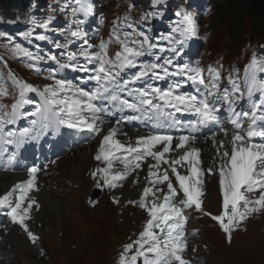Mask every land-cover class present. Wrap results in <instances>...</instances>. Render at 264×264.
<instances>
[{
  "label": "snow or ice",
  "instance_id": "obj_1",
  "mask_svg": "<svg viewBox=\"0 0 264 264\" xmlns=\"http://www.w3.org/2000/svg\"><path fill=\"white\" fill-rule=\"evenodd\" d=\"M152 2L156 4L159 0H152ZM76 3L79 7L73 11V15H76V12H84L87 15L90 8L86 0H76ZM51 19L50 17L49 20ZM71 23L79 26L83 21L74 20ZM39 26L47 28L48 22ZM175 31L180 33V40H174L172 36L162 37V39L168 40L171 46L167 50L179 56L183 51L185 40L194 34L195 27L190 18L185 17ZM23 35L28 38L31 33ZM83 35L79 27L77 30H70L67 43L57 44L56 47L67 49L69 44ZM37 39L45 40L46 37L40 35ZM112 42L119 43L120 50L114 57L109 58L108 45ZM84 44L87 47L82 45L79 53L68 52L67 63H60L57 57L51 54L48 59L55 61L59 69L71 68L73 71L82 72H88L89 69L78 63V56L83 57L88 63H97V67L92 70L93 74L88 77L96 82V87L91 91H85L71 80L56 79L55 71H51L46 77L54 83L46 84L42 90L38 86L16 78L10 72L13 85L19 92L16 101L11 105V111H0V155L6 151L5 145L15 144L20 147L25 142V138L36 139L49 127L56 132L61 128H67L77 133L88 132L99 135L104 124L100 114L107 112L108 108L98 104L97 101H107L108 105L120 111L131 109L138 112L140 115L132 119L148 120L156 128L177 127L180 121L176 119V114L187 113L194 118L188 122L193 130L200 128L210 130L209 126L218 125L220 122L218 104L227 103L229 119L234 125V130L228 141L230 150L224 147V140L218 142L219 165L215 171L219 174L223 210L219 215L212 216V219L219 223L230 242L231 231L239 222L246 220L253 213L264 211V142H254L255 137L264 138V130H258L257 124L258 121H264V78H262L264 60H258L254 56L245 67L243 89L238 80L229 75L228 82L231 90L225 87L221 91L220 73L211 66L208 68L209 79L206 82L198 65L184 63L177 65L174 72H169L167 65H171L173 61L168 58H165L162 64L138 63V58L144 55L145 45L149 52L157 45L149 43L148 37L145 36L142 43L134 42L133 46H129L127 38L120 39L115 24L109 40L101 41L98 45L100 52H90L88 49L93 45L88 44L87 39L84 40ZM14 51L18 55L30 57L33 61L42 59L19 46ZM159 51L164 52L166 49L160 47ZM73 61L77 62L72 63ZM28 66L37 73L40 71L35 63ZM137 67L139 71L121 83V73L126 69ZM173 76H179L181 80L170 84L165 89L151 85L145 89L129 87L137 81L164 80L166 77ZM189 83L195 88L194 93L179 91ZM125 92L127 96L133 98L131 102L121 95ZM28 93H35L40 98V103L36 104L33 112L21 111L25 105L34 103L27 98ZM256 93L260 94L258 101L253 100ZM0 95H6V90L0 89ZM245 96L251 101L250 111L237 112L232 107L235 102L233 97L241 99ZM4 107L6 106L0 105V109ZM169 109L171 111H168ZM258 111L260 114H257ZM28 116L38 118L32 121L33 128H23L18 133L12 130L6 131V125L15 124L22 117ZM244 120L248 121L246 131L243 125ZM37 124H39V130L33 136L32 133ZM220 131L228 136L226 129L221 128ZM119 132L120 121H117L100 141L95 159L102 161L105 166L98 167L91 174L94 179L99 176L97 187L115 188L119 186V182L140 169L149 158L154 161L147 165L148 174L145 178L147 184L138 201L139 207L147 211L149 219L138 239L124 245L119 264H137L139 260H142V264H190V261L183 256L187 241L185 235L187 217L183 210L194 206L196 210L204 211L200 149L192 147L196 137L191 134L173 137L163 132H155L137 137L134 143H124L117 138ZM212 140L214 144L217 143L215 133L212 134ZM177 151L181 154L174 158L169 157V153ZM15 159V153L8 156L9 163ZM117 164L122 167H116ZM162 164L168 167L162 169ZM179 169H186L187 174ZM169 170L177 186H174ZM37 171L36 167L29 168L30 178L27 181L16 184L12 190L0 196V211L7 208V215L11 217L12 222L19 224L33 243L38 237L29 230L26 219L29 216V210L36 203L29 193L35 189ZM213 171L212 168L208 169L209 174ZM101 180L103 184L100 183ZM17 190L19 195L13 203L12 196ZM26 200L28 203L25 207L23 205ZM129 203H137V201H129ZM134 246L135 252L129 256L128 253Z\"/></svg>",
  "mask_w": 264,
  "mask_h": 264
},
{
  "label": "rangeland",
  "instance_id": "obj_2",
  "mask_svg": "<svg viewBox=\"0 0 264 264\" xmlns=\"http://www.w3.org/2000/svg\"><path fill=\"white\" fill-rule=\"evenodd\" d=\"M124 2L129 3L128 0H120L116 9L111 7L108 10L120 11ZM210 23L212 24L211 19ZM216 28L220 33L219 41L214 43L215 49L224 53H226L224 50L228 49L227 53H229L230 47H227L228 44H224V37H222L228 34L226 26L220 24ZM1 32L8 34V29L3 28ZM252 36L254 37L253 34ZM76 152L70 153V158H68L69 156L66 158L69 164L71 159H78L81 156ZM66 159L62 160V162ZM86 176L90 177V173L88 172ZM127 188L126 186L123 191L127 190ZM64 189L62 188L60 192L62 194L68 192L70 196L68 197L67 208L65 207L66 209L63 210L61 217L55 216L52 218L50 225L43 218L41 221L38 219V226L44 229L45 232L42 235L44 241L37 245L43 247L47 255L45 254L43 258L34 260V257L28 254L30 260L26 261L21 256L23 253L16 251L14 258L18 260L17 264L111 263L112 254L116 249V238L123 237L125 231L133 225L134 210L124 209V198L126 196H123L122 200L120 199V203H118L112 200V196L106 195L99 206L90 208L84 204L83 196L72 194L71 191ZM217 190L220 191L219 187H216L215 183H210L209 192H206L202 200L203 204L208 205L210 209L215 211L220 206L219 202H223L222 195ZM120 215L125 218L124 221L118 220ZM207 228L210 229L209 227ZM118 232L122 234H117L112 239V234ZM209 235L210 231H207V237ZM216 241L217 244L211 248L210 253L205 249L194 246L197 257H200L199 254L209 256V260L206 261H210L209 264H264V219L251 225L248 231L237 233L233 243L230 245L225 244L218 236H216ZM20 250L23 251L22 248ZM24 250L30 252L27 248H24ZM53 253L57 259L53 260L50 258L45 260Z\"/></svg>",
  "mask_w": 264,
  "mask_h": 264
},
{
  "label": "bare ground",
  "instance_id": "obj_3",
  "mask_svg": "<svg viewBox=\"0 0 264 264\" xmlns=\"http://www.w3.org/2000/svg\"><path fill=\"white\" fill-rule=\"evenodd\" d=\"M87 22H91V19L90 20L88 19ZM237 110L241 111V108L237 107ZM130 120L133 121L134 119L131 118ZM112 126L113 125L111 123L109 127H112ZM132 137L133 135L129 131L120 132L117 136V138L120 139L124 143H128L132 139ZM230 138H231V134L228 133V136H225L224 133L223 134L221 133L220 136L216 139L217 141L216 144L210 141L204 142V143H200L201 142L200 140L195 141L196 144L202 146L201 148H203V155L205 157V163L208 165V167L216 166V168H218V165H219V160L217 158L218 142L220 140H224L225 141L224 147L230 150V144L228 143ZM261 139L262 138L260 137V140ZM98 142L99 140H97L94 143L87 144L83 146L81 149H77L78 152L76 153H78V155L79 156L81 155V156L78 159H71L70 164H69V161H67L66 159L67 156H69L68 158H70V153H69V155H67L65 158L62 159V160L66 159L65 161L62 162V160H60L58 163L55 164L56 167L52 168V170H55L57 172L60 171V175L58 176L52 175V177L42 178V180L39 181L40 185L41 183H45L46 186L45 185L42 186L41 191L38 192V194L36 193L39 201L42 204V210L40 211V213L36 214V217L38 219L43 218L45 222H47V224L50 225L52 223V218H54L55 216L61 217L63 210L67 208L66 206L68 203V197L70 196L69 194H67V192H65V194H62L60 192L61 188H65L66 190L71 191L72 194H77L79 196L85 195L87 197L88 195L92 193V186L90 183L91 178H88L86 176L87 175L86 172L91 167H94L95 165L98 164V161H96L94 158L95 156L94 152H95V148ZM192 147H196V146H192ZM214 157H216V159L213 160L212 162L211 159H213ZM5 162L8 164L7 160ZM148 164L150 163H145L146 168L143 174H140V169L131 173L132 182L128 186L127 190L122 191V192L112 191V193H115L116 195L121 194L122 197L126 196V199H129V200H136L140 198L143 188L147 184V181L145 179L146 178L145 174L148 173V168H147ZM217 177H214V178L217 179ZM16 180H19V178L13 177L12 174L0 173V196L2 193H5ZM203 192H204V195L202 197V200L206 194L205 191ZM100 194H101L100 196L103 198L104 197L103 193H100ZM29 196L31 195L29 194ZM181 197H182V192H181ZM197 211L198 210L196 209L192 210V214L196 216ZM201 213L202 212L199 211L198 214L200 215ZM31 214H32V208L29 210V219L27 218L28 221H26L29 230L33 234L44 233L45 232L44 229H41L36 226L37 224L36 221L34 220L31 221ZM186 217H187V221L189 222L193 221L192 217L190 216H186ZM148 219H149V216L145 218V221H147ZM0 220H4V222H0V227L5 226V231L2 234V236L5 239L4 238L2 239L4 240V244L1 247L2 250H4V253L0 255V264H6V263L9 264V262L10 264H15L16 262H18V260L14 258V252L19 251L21 248L30 249L31 252L33 253V257H35V253H38V251H41L40 249L42 247L40 245L38 246L32 245L31 240L26 237V232L22 229V227L19 224L12 223L11 217L7 215V212L4 214H0ZM145 223L143 224V228H144ZM128 229H131V227ZM130 231L131 230H129L128 233ZM185 231H186V228H185ZM118 234L121 235L122 233L118 232ZM116 235H114L112 239ZM185 235L187 237L186 246H189L191 244L196 245L197 243L196 232L193 233V237H191L190 234H185ZM128 239L129 237L127 235L116 238V244H115L116 249L114 252L115 257L120 259V255L122 251H124L125 243L130 244V242H126ZM194 245H192L191 247H187L183 253V256H186L187 258H189L192 264H203L204 262L209 260V256L199 254L200 257H197V252L194 248ZM13 246H15L16 248ZM25 252L29 253L27 251ZM25 252H23L24 257L26 256ZM132 253L134 252H131V254ZM139 261L140 262L137 264H142L141 260Z\"/></svg>",
  "mask_w": 264,
  "mask_h": 264
},
{
  "label": "trees",
  "instance_id": "obj_4",
  "mask_svg": "<svg viewBox=\"0 0 264 264\" xmlns=\"http://www.w3.org/2000/svg\"><path fill=\"white\" fill-rule=\"evenodd\" d=\"M264 0H229L228 4L224 5L223 14L232 12V19L251 17L254 21L264 20ZM222 14V15H223ZM224 16V15H223Z\"/></svg>",
  "mask_w": 264,
  "mask_h": 264
}]
</instances>
